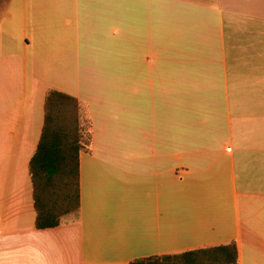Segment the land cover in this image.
<instances>
[{
  "label": "crops",
  "instance_id": "obj_1",
  "mask_svg": "<svg viewBox=\"0 0 264 264\" xmlns=\"http://www.w3.org/2000/svg\"><path fill=\"white\" fill-rule=\"evenodd\" d=\"M80 100L78 217L35 227L46 92ZM236 242L264 264V0H5L0 264H128Z\"/></svg>",
  "mask_w": 264,
  "mask_h": 264
},
{
  "label": "trees",
  "instance_id": "obj_2",
  "mask_svg": "<svg viewBox=\"0 0 264 264\" xmlns=\"http://www.w3.org/2000/svg\"><path fill=\"white\" fill-rule=\"evenodd\" d=\"M87 126H83L81 111ZM91 124L76 97L49 89L41 135L29 162L35 227H56L80 208L79 155L90 151ZM128 264H239L235 241L174 254L136 258Z\"/></svg>",
  "mask_w": 264,
  "mask_h": 264
},
{
  "label": "rangeland",
  "instance_id": "obj_3",
  "mask_svg": "<svg viewBox=\"0 0 264 264\" xmlns=\"http://www.w3.org/2000/svg\"><path fill=\"white\" fill-rule=\"evenodd\" d=\"M4 1L5 0H0V13L2 12ZM84 113H85V111H84V108H83L82 111H81V116H82V120H83L82 125L83 126H87L86 119H84L85 118ZM74 218H75L74 215H67V216L64 217L63 221L64 220H73Z\"/></svg>",
  "mask_w": 264,
  "mask_h": 264
}]
</instances>
